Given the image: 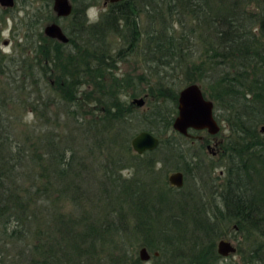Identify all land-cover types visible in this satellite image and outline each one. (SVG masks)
Instances as JSON below:
<instances>
[{
	"label": "trees",
	"instance_id": "obj_1",
	"mask_svg": "<svg viewBox=\"0 0 264 264\" xmlns=\"http://www.w3.org/2000/svg\"><path fill=\"white\" fill-rule=\"evenodd\" d=\"M69 1L70 14L59 18L67 42L43 35L52 12L41 0L43 13H30L15 44L19 57L0 54V264H137L114 236L137 239L163 258L156 264H220L227 256L215 240L224 229L239 238L237 264H264V0H119L93 21L86 8L99 0ZM132 54L149 76L116 72ZM189 83L228 131L209 213L185 207L152 171L161 163L184 180L199 168L171 127L175 85ZM142 92L149 106L138 110L125 96ZM15 102L32 114L18 135L8 114ZM140 130L158 137L154 150H131ZM88 191L99 208L66 218L62 206L80 211Z\"/></svg>",
	"mask_w": 264,
	"mask_h": 264
},
{
	"label": "rangeland",
	"instance_id": "obj_2",
	"mask_svg": "<svg viewBox=\"0 0 264 264\" xmlns=\"http://www.w3.org/2000/svg\"><path fill=\"white\" fill-rule=\"evenodd\" d=\"M49 4L51 5V14L52 17L49 18V20L43 22L41 24V30L42 27L50 22H55L57 23L61 29L67 21L65 19H59L61 17H58L56 20V16L54 12L52 11V0H47ZM40 2L41 0H14V6L9 9H2L0 7V54L4 55L5 58L9 57L10 55L15 54V57H19V54L17 53V49H15V44L21 43L22 42V34H23V24L27 21V17L30 15L32 11L42 14L43 12L41 11L40 7ZM107 3H104V0H99L98 3L88 6L86 8V16L89 21L97 20L98 19V14L103 11L106 8ZM25 13H28L27 16ZM30 18V16H29ZM141 22L143 23V18L141 19ZM143 27V26H142ZM108 42H110L111 46L113 47L114 45H118V41L115 37L113 36H108ZM112 41V42H111ZM4 42L6 44H4ZM9 65V64H8ZM117 69L116 72L118 73H127L130 74V76L133 75H139L145 74L149 76L146 71L144 64L142 63V59L140 55H129L126 60L124 61H119L117 62ZM17 69V68H16ZM7 71H9L10 75L15 74V66L14 65H9L6 68ZM17 72V71H16ZM19 72V71H18ZM17 72V74H18ZM0 75V86L5 83L4 77H1ZM19 76V74H18ZM150 82L154 81V78H149ZM176 82V80H174ZM6 84V83H5ZM145 85V84H144ZM177 86V90L181 88ZM12 92V91H11ZM18 96L23 98L24 97V92L21 90L18 92ZM126 100L131 103L132 98H142L143 99V104L139 107H137L135 104H132L133 107L138 110H144L148 108L149 103H148V96L143 95V92L139 95H135L134 97H129L125 96ZM14 103V102H13ZM16 103V102H15ZM10 108L8 106V114L12 115V117H16L14 124V127H16V133L23 134L25 130V123H29L32 119V114L29 112V109L27 106L23 105L22 103H16V104H10ZM219 124V131L213 135H209L206 131L200 130V131H194L192 133H188V138L186 137L187 142L183 143L182 147L185 149L187 148L188 152L194 156V159L198 161L199 168H192L190 169V172H188L187 177H184L183 180V186L179 189H174L171 190L172 195L176 199H180L181 202H184V206L186 207H191V206H198L201 208V210L208 211L209 213L212 208L213 202L217 201L218 198V192L220 190V184H221V178L222 176V170L223 167L216 164L218 163L217 161V155H212L208 150H203L199 149L198 147V142H201V139L206 138L207 141L209 142L210 146L212 147L213 150V144H216L220 139L221 142L218 144V146L224 141V139L228 135V131L226 130L224 124L222 122H218ZM159 157L162 156V154L157 153ZM222 165V162L220 163ZM192 167V165H191ZM153 174L158 176L160 181L162 179L165 180L166 176L172 172V171H167L165 174L163 170L161 169V163L156 165L154 167ZM130 169H124L122 171V174L126 177L130 176ZM89 186V185H85ZM84 186V187H85ZM87 188V187H86ZM162 193H165V189L161 188L159 189ZM150 193L149 195H152L153 190H149ZM91 191H88L86 195H82L78 200V204L81 205V210L77 211V208L74 209L73 205L71 203L64 204L62 206L61 212L67 215H78V213H89L93 214L94 211H96L99 207H97L100 204V201L97 200L96 198L92 197L91 198ZM86 196V197H85ZM233 228H235L233 226ZM41 229H44L43 226H41ZM47 230V229H45ZM45 231H42V234L39 236L42 238L43 234ZM224 235L219 237V238H224L229 240L232 244H234L235 247H237L239 238L237 234L233 233L231 229H224ZM55 236V235H54ZM115 240L121 241L123 244L122 250L125 253V256L136 261L137 257V251L140 247L137 246L140 242L137 239H131V241H128L126 237H121V236H114ZM219 238H216L215 244ZM120 243V242H119ZM243 246V245H242ZM245 247V246H244ZM149 260L148 261H140L137 264H156L160 263L161 260L163 261V258L161 257L160 259L155 260V258L151 255V252L148 251ZM240 260V255L238 253H233L227 256V258L224 260L225 263L228 264H237ZM224 261H221L220 264H222ZM81 264H84L82 262ZM224 264V263H223Z\"/></svg>",
	"mask_w": 264,
	"mask_h": 264
},
{
	"label": "water",
	"instance_id": "obj_3",
	"mask_svg": "<svg viewBox=\"0 0 264 264\" xmlns=\"http://www.w3.org/2000/svg\"><path fill=\"white\" fill-rule=\"evenodd\" d=\"M117 1L119 0H104V3ZM13 4L14 0H0V6L4 8L12 7ZM71 8L69 0H52V11L56 17L68 16ZM42 33L44 36L62 43L67 42L66 35L55 22L45 24L42 27ZM131 103L139 107L143 104V99L132 98ZM212 108V101L203 96L198 84H186L177 92L176 114L172 119L171 127L183 136L188 135L189 129L205 130L209 135H213L219 131V124L213 116ZM260 130L263 131L264 127L261 126ZM158 141V137L151 132L140 130L130 138L129 144L134 153L141 154L144 151L154 150ZM166 180L168 184L179 188L183 183L182 173L180 171L170 172ZM215 250L218 255L226 257L235 252V246L229 240L220 238L216 242ZM137 257L140 261H146L149 254L144 247H140L137 251Z\"/></svg>",
	"mask_w": 264,
	"mask_h": 264
},
{
	"label": "flooded vegetation",
	"instance_id": "obj_4",
	"mask_svg": "<svg viewBox=\"0 0 264 264\" xmlns=\"http://www.w3.org/2000/svg\"><path fill=\"white\" fill-rule=\"evenodd\" d=\"M106 3H108V2H106ZM13 6H14V4H13ZM12 6V7H13ZM1 7V6H0ZM12 7H8V8H4V7H2V9H9V8H12ZM42 31V30H41ZM4 44H6L5 42H4ZM202 92V91H201ZM194 131H200V130H192V129H189L188 130V133H192V132H194ZM205 131V130H204ZM188 135H186V137H187ZM188 138V137H187ZM221 140L222 139H220L216 144H213V150H212V147L210 146V144H209V142L208 143H206L205 145H204V149L205 150H208L212 155H218V153H219V151H220V149H219V146H218V144L221 142ZM203 141V139H201V143H203L202 142ZM151 151V150H150ZM144 152H146V151H144ZM144 152H142V153H144ZM141 153V154H142ZM176 171H179V170H176ZM173 172V171H172ZM181 172V171H180ZM182 173V172H181ZM182 178H183V174H182ZM170 185V184H169ZM170 186H172V185H170ZM182 186H183V183H182ZM177 188V187H176ZM179 188H181V187H179ZM139 247H143V246H139ZM145 248V247H144ZM146 249V248H145ZM147 250V249H146ZM147 252H148V250H147ZM156 252H152L151 253V255H153V256H156L157 255V253L155 254ZM150 256V255H149ZM149 260V258L146 260V261H148Z\"/></svg>",
	"mask_w": 264,
	"mask_h": 264
}]
</instances>
